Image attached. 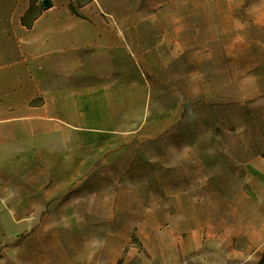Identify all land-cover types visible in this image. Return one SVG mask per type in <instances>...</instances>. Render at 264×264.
Here are the masks:
<instances>
[{"label":"rangeland","instance_id":"374dc122","mask_svg":"<svg viewBox=\"0 0 264 264\" xmlns=\"http://www.w3.org/2000/svg\"><path fill=\"white\" fill-rule=\"evenodd\" d=\"M141 1L69 4L95 27L93 45L146 50L144 58L132 56L128 80L120 82L124 89L110 93L116 103L130 104L118 124L136 129L102 131L83 150L98 152L96 159L86 158L82 171H58L49 200L36 210L38 224L12 230V240L0 241V264H103L114 253L117 264H144L138 258L141 239L146 243L157 227L142 218L173 204L185 206L176 202L187 196L188 185L202 192L206 160L225 154L224 142L242 128L251 76L259 84L263 76V65L255 66L254 59H264V16H258L264 0H173L169 14L176 22L174 29L166 28L169 40H163L160 24L153 27L138 17L128 23ZM38 10L32 6L27 20ZM137 22L135 30L131 24ZM249 182L244 178V185ZM199 190L188 195L198 198L195 206L203 204ZM243 198L264 201L261 193ZM129 250L137 254L123 262Z\"/></svg>","mask_w":264,"mask_h":264},{"label":"crops","instance_id":"0c3cea01","mask_svg":"<svg viewBox=\"0 0 264 264\" xmlns=\"http://www.w3.org/2000/svg\"><path fill=\"white\" fill-rule=\"evenodd\" d=\"M51 1L43 10L39 0H0V241L38 224L36 210L49 200L58 171H82L86 158L99 154H83L93 138L136 129L118 124L130 104L116 103L110 93L124 89L120 82L128 80L132 56L144 58L146 50L93 45L95 27L72 11L73 0ZM32 6L39 10L26 27L22 17ZM68 40L84 41L64 45ZM259 64L262 81L251 76L242 128L224 142L225 154L206 160L203 191L188 185L187 196L176 202L185 206L142 218L157 227L150 240L141 239L144 264H264V201H241L243 194L264 195V59H254ZM197 189L204 196L195 206L198 198L188 195ZM134 254L129 250L123 262ZM118 256L103 264H117Z\"/></svg>","mask_w":264,"mask_h":264},{"label":"bare ground","instance_id":"6f19581e","mask_svg":"<svg viewBox=\"0 0 264 264\" xmlns=\"http://www.w3.org/2000/svg\"><path fill=\"white\" fill-rule=\"evenodd\" d=\"M173 0H143L141 3H138V11L131 16V20L128 23H131L135 20V18H140V20H147L152 23L151 26H157L160 24L161 35L163 36V40H169L171 37V32L167 30L168 28L174 29L175 19L169 14L173 7ZM161 7L158 11V15L153 13H149L153 8ZM139 22L136 24H131L134 26L135 30L137 29ZM130 26V27H132ZM167 28V29H166ZM161 41H157L154 45H161Z\"/></svg>","mask_w":264,"mask_h":264},{"label":"water","instance_id":"95a60500","mask_svg":"<svg viewBox=\"0 0 264 264\" xmlns=\"http://www.w3.org/2000/svg\"><path fill=\"white\" fill-rule=\"evenodd\" d=\"M40 7L43 10H46L52 6V1L51 0H39Z\"/></svg>","mask_w":264,"mask_h":264},{"label":"trees","instance_id":"16d2710c","mask_svg":"<svg viewBox=\"0 0 264 264\" xmlns=\"http://www.w3.org/2000/svg\"><path fill=\"white\" fill-rule=\"evenodd\" d=\"M22 23L26 25V27H29L30 21L27 20V15L22 17Z\"/></svg>","mask_w":264,"mask_h":264}]
</instances>
